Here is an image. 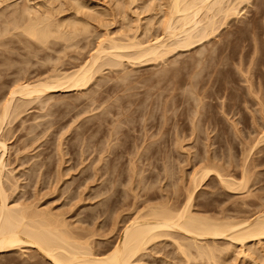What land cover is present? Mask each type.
I'll use <instances>...</instances> for the list:
<instances>
[{
	"label": "rangeland",
	"instance_id": "obj_1",
	"mask_svg": "<svg viewBox=\"0 0 264 264\" xmlns=\"http://www.w3.org/2000/svg\"><path fill=\"white\" fill-rule=\"evenodd\" d=\"M43 1L44 0H0V16L2 19H4V17L5 19L7 18V20L4 19L5 22H3L4 20L1 21L2 19L0 18V28L5 30L8 22L15 20V17L13 19L14 14L15 16L19 14L20 16L18 18H20L21 15L25 18L26 14L23 13L25 12L24 8H26L27 6H29L27 7L28 9L32 7L34 8L32 9L33 11L37 10L35 11L37 12L36 14H40V12L42 14L47 11L44 15H42L44 17L47 16V13H50L54 10L51 13L55 14L50 15H56L55 19L60 20L64 19L63 17L66 18L67 15V17H69V15L71 14H76L75 18H81V16L83 15V13L82 15H78V13L70 12V10L72 11L71 5L75 3L76 0H55L56 2L54 0ZM52 1L54 4H56L55 6ZM81 1L82 3L85 1L84 5L89 7L91 6V10L88 9L90 11H87L86 8V13L89 12L91 13V15L93 13V15H95L96 17L101 15L99 16V20L100 17L101 19L105 20L102 24L95 18L94 20H96L99 24H97L94 20L93 22L91 21L92 24L90 23V26L92 27L89 26V28L90 30L92 28L93 32L92 30H88L89 32H87L86 34H81L80 36H77L78 38L75 37L72 43L71 41L69 42V45L64 41L56 40L55 43L57 45L52 42V44L49 45L50 47H47L48 51H46L47 49H43L41 52H39L40 47L38 48L37 44L33 41L32 43H35L36 45H31L30 40L27 42L26 39H28V37L23 36L26 39L24 40V44L22 43V39H24L22 37L23 34L21 33L22 35L20 36V33H18L20 31L18 29H12V27L8 25L9 27L8 29L6 28V31H8L10 28V30H12L11 34L6 33L5 35V31L2 32L4 35L0 34V64H2L0 65V77H2L0 78V101L7 94L6 92H8L13 80L15 81L21 77L23 78L24 75V77L29 79L31 78L33 80L36 79L37 76L38 78L39 76L41 78L42 75V77H44L52 69H57L61 72L65 69V71L72 70L71 68H74L76 64H79L84 59L86 60V57L89 56V50H91L92 52L93 48L95 47L94 45L98 42V38L101 39L106 32L109 33V36L113 37L116 35L115 38L117 36L119 38L120 35L118 33L119 31L121 32L120 29L125 28V25L122 24H124L126 21V23L130 21L128 24L133 31H135L136 27L138 26L135 22L136 20H140V26L146 27V21L148 22L147 27H149L150 25H154L150 26V29L146 27L148 30L141 28L142 30L144 29L145 31H147L148 34L147 32H144V34L142 30H138L139 33L142 31L141 34H138L137 32V38L140 41H145V39L149 40V36H151L150 38L152 39L155 36H159L162 32V29H160L159 27L160 21H162L164 18L162 17L164 11H167V5H163L167 2L165 0H154L155 2L152 0L151 6L149 4V2H151L150 0H132L131 3H129L130 0ZM41 2L42 4H44L43 6L41 4H38ZM248 2L249 3H247V5H245V3L243 2L241 6L239 5L240 7L238 6L239 14L235 15L237 16V18L231 16L230 20L227 21L228 23H226L227 25H223L222 28L220 27L215 36L210 37L209 40L203 41V43L201 44L199 43L192 45V48H177L176 50L178 51L175 50V52H172L173 54L170 53V55H167L168 58H165L164 61L157 63H151L148 61V63L146 61L144 62V59H142V62L138 61V64L136 63V61H131L132 63L134 62L133 64H131L130 60L128 61L126 60L127 58H125V60L123 59L121 61V63L123 62L122 66H120L121 70L119 67L118 70L115 69V71L112 70L109 72L104 68V70L102 69L103 71L101 70L102 72H106L102 73L103 76H101V74L99 75V77H97L98 75L96 74V80L93 79L94 82L89 83V85H91L89 86V88H87L88 91L87 89H85V91L82 89L83 92L82 90L57 91L50 93V95L48 94L49 97L46 94L43 95V97L40 98V101H33V103L29 102L30 104L24 103L26 110L24 107L21 109H23L25 113L21 112V116H19V114L16 119L12 121L14 122L13 124L11 122V124L7 125L8 128L5 126L9 130V132L8 130H5L3 132L8 147L6 152L7 168H5V171H9L8 173L10 174L12 172V174L10 175L6 173V171L5 176L7 177V179L10 176L9 179H11V181L13 180L12 178H15L13 181L16 180V185L19 186L18 188H16L17 191L15 190L16 192H14V194L10 197V199L8 198V200L26 204H29L30 202V204H35L34 206H36L40 210L42 209L44 211L46 208L47 211H51L50 213H55L56 215L58 214V216L63 214L59 217L64 220L67 219L65 222H67L70 227H77L78 229L76 228V230H81V228H83V230L86 229L88 231H96L95 237L93 236L92 240H95L98 243L97 245L101 247L104 245L112 244L116 239L117 234L119 233V229L121 228L124 221H126L127 218H131L133 214H135V210L137 212L142 209V206H146V204L148 205L150 202V204H157V202H163L165 201V199H170L169 203L173 204L177 201H183L187 194V188H189V190L191 189L190 187L192 183V175L197 170H199V168H202L204 164L207 165L208 168L211 167L210 169L219 168L217 170H214H216L221 176L223 175L222 178L230 180L231 178H233L234 182L236 181V183H239V181L242 180V177H246L244 179L246 180V183L244 181L242 182L245 183V187L239 188L238 190H231L225 187L224 183H220L219 179L214 176L215 174L213 175L211 173L201 182L200 185L197 186L198 188L196 187L197 189L194 191L195 200L193 199V207L191 208L193 212L196 211V213H198V211H200L199 214L204 215L205 213V215L214 217H222L227 215L226 217L228 218L235 217L237 219L239 218L238 220H241L243 218L245 219L249 217V215L253 216L260 211H264V1L248 0ZM9 3L15 6L11 7ZM160 3L162 5H160ZM18 4L20 5L18 6ZM51 4L53 7H51ZM66 4L69 6H67ZM146 4L147 6L149 5V8L146 7ZM38 5H40V7ZM136 6H138L139 8H137ZM144 6L146 10L148 9L147 11L142 8ZM58 7H60L61 9ZM17 8H19L20 10H17ZM44 8L47 9L44 10ZM120 8L122 11L120 10ZM48 9L51 11H49ZM58 9L59 11L61 10V12H59ZM137 9H140L138 10L139 13L136 12ZM21 10L22 14L19 13ZM118 10H120L119 13L117 12ZM125 10L126 12H123ZM144 10L146 11V13H144ZM83 11H85V8L81 10V12ZM94 11H98L99 15ZM154 12L157 14L155 15ZM120 13L124 16H122V18H125L124 23L123 20H121L122 18H120ZM124 13L126 15H124ZM134 13L136 15H134ZM138 14L139 16L137 17ZM73 15H71L70 17H74ZM152 20L153 24H149V22L152 23ZM106 21H108L110 24L108 22L106 23ZM2 22L4 25L2 24ZM133 22L136 24H134ZM100 23L104 25L105 28L100 25ZM131 23H133V26H131ZM65 27L66 26H64V30L66 31V29L68 28ZM93 27H95L96 29ZM114 31L115 34L113 33ZM129 31L131 30L129 29ZM133 31H131L132 33H130L133 34ZM111 32L113 33L112 35H110ZM98 33L100 35H102L103 33L104 34L100 36ZM141 35H143V37ZM144 35L145 37H147L145 38ZM75 40H78V43L76 42L77 45L74 43ZM173 41L175 40L172 39V42ZM25 42L31 45L33 49L31 47L29 49V45L28 48H25V46H27ZM89 43L91 44V47ZM205 43L207 44L205 45ZM51 46L53 47L51 48ZM9 50L12 53H10ZM200 51H202L203 53ZM71 58L73 60H71ZM181 59L184 61H182ZM197 60L199 61L197 62ZM193 61L196 63H193ZM7 62L10 63V66L12 62L14 63H12L11 69H9ZM5 64L6 66H4ZM21 71H25V73L23 72V74ZM157 73L159 74L156 75ZM120 75H122L123 77H121ZM109 77H111L112 79H109ZM129 77L131 78V80ZM140 79L142 81H140ZM157 79L159 80V82H157ZM98 80L101 83H99ZM116 81H118V83ZM191 83L193 84L190 87ZM127 84L129 87L128 91L125 89L127 88ZM192 87L194 90L192 89ZM201 90L205 92L203 93ZM124 92L127 94H125ZM180 92H183L182 95ZM94 94L97 95L95 96ZM171 96L173 97L171 98ZM46 100L48 104L45 103ZM126 100L131 107L127 105ZM146 101L148 103H146ZM42 102L45 105H42ZM112 102H114L115 104H113ZM169 102H172L173 104H170ZM170 106H172V109H170ZM200 106L202 107L200 108ZM166 107H168L167 110ZM114 108H117V110ZM162 110L166 112H163ZM198 110H200V112ZM195 112H197V114ZM152 113H156L157 115H154ZM169 113H171V115ZM193 115L197 120L194 119ZM150 116H152V119ZM198 116L200 117L198 118ZM117 117L119 118V121ZM36 120L40 121L38 122ZM110 120L114 122L110 123ZM131 120H134V122H132ZM137 120H141L140 123L139 121L135 122ZM164 120L166 121L167 125ZM129 121H131L132 124L129 123ZM121 124L124 126L121 127ZM197 125L199 126L197 127ZM117 126L118 128H116ZM129 126L132 127L130 128ZM107 127L110 129H108ZM97 128L99 129L97 130ZM115 128L118 130L114 131ZM108 132L111 135H109ZM9 134L11 136H9ZM107 135L109 139L111 138L109 141L107 139ZM137 135H139V137ZM87 138H90L93 141H90V139L88 140ZM88 143L93 145L91 146ZM148 144L150 145V147ZM154 146H156V148H154ZM206 146L209 150H207ZM205 148L207 151L205 150ZM104 151L106 153H104ZM61 152H63V154ZM100 154L101 157L99 156ZM96 160H98V162L100 161L99 164ZM113 161L115 164L111 163ZM130 163H132V165ZM111 167L115 168L113 169ZM207 167L205 166V168ZM37 169H40L41 171H38ZM112 170L114 171L111 175ZM166 170L168 171V173L166 172ZM95 173H97V175ZM130 177L131 180L129 179ZM107 178L109 180H107ZM140 179L143 181H141ZM18 180L21 181V183ZM35 181H37V183ZM4 182L7 193L9 195V183L7 181ZM23 184L25 185L23 186ZM103 184L106 187H104ZM140 186H142V188L144 186L145 187L141 189ZM63 189L64 192H62ZM104 189L107 190V193ZM99 191L101 195L98 194ZM95 195L99 196L96 197ZM14 196L17 199H15ZM23 198L27 202L24 201ZM35 201L37 203H35ZM132 203H134L135 205ZM89 210L91 211L89 212ZM116 219L118 222L116 221ZM80 226L81 228H79ZM89 228L91 230H89ZM97 231L100 233L99 236H97ZM101 234L104 236H102ZM168 238L163 237L153 245H149L151 247H147V251L149 252L147 254L149 255H147V257L145 255L143 258L146 261L145 264H171V262L172 264H174L173 262L175 261V264H177L179 261L181 262V264L184 263V259L181 258L180 253L178 254V251L175 249L176 244H174L173 240H170V238ZM227 241V239L219 238L217 239V244H215L216 246L220 245L217 247L224 248V246H227ZM202 243H204V241ZM261 245L264 246V243H262ZM251 246L252 249L255 248L256 252L261 250L258 248V244H255L256 247L254 245ZM174 249L176 250V252L174 251ZM231 249L232 251L234 249L233 252L235 253H233V255L231 254ZM231 249L229 251L231 252L229 253V257L228 255L227 257L224 256L225 258L221 256L223 257L221 259H225V261L228 259L226 261L228 263L218 258V264H251L252 260L250 258L247 259V257H242V255H238L236 253L238 252L237 248L236 251L235 248ZM191 250L194 251L193 248ZM168 253L170 254L168 255ZM262 253H264V250L261 251V254L258 253L259 256L264 255ZM3 254H0L2 255L0 256V264H32V262L33 264H47V262L43 258L42 260L39 255L32 252V249L14 250L12 252ZM235 254L238 255L237 258H235ZM256 254L257 253L253 254V256ZM170 255H172L173 257ZM178 258L181 260H178ZM254 258H256V256H254ZM260 258H262V256ZM239 259H241V261ZM229 260H231V262ZM261 260L264 261V259ZM242 261L243 263H241ZM195 262L196 264H201L204 261ZM185 264L191 263L188 262ZM252 264L255 263L252 262Z\"/></svg>",
	"mask_w": 264,
	"mask_h": 264
},
{
	"label": "bare ground",
	"instance_id": "obj_2",
	"mask_svg": "<svg viewBox=\"0 0 264 264\" xmlns=\"http://www.w3.org/2000/svg\"><path fill=\"white\" fill-rule=\"evenodd\" d=\"M45 1V0H44ZM43 1V2H44ZM48 1V0H46ZM55 1V0H54ZM81 1V0H80ZM75 1V3H73L70 7L72 9V11L70 10V12H74V13H78L82 15L81 18L76 17V14H71L74 17H70L71 15H69V17L66 16L63 17L64 19H55L54 15H50V14H55V13H51L53 11H51L50 13H47L44 17L42 15H44L45 13L40 12V14H36L37 10L33 11L32 7H30L29 9L27 7L24 8L25 12L23 14H26V17H21L18 18L20 15L17 14V16H13V19L15 17V20L8 22V25L12 27V29H18L20 32V36L22 35V37H28V39L24 38L23 40V44H24V40L26 39L27 42L30 40L31 41V45L33 44H37V47L39 48V52H41L43 49H47L46 51H48L47 47H50L49 45L56 42V40H61L64 41L65 43H67L69 45V42L73 41V39L77 36H80L81 34H86L87 32L91 31L93 32V29L89 28L91 21L93 22V20L96 18V20H99V15L98 11L95 12L96 14H98L99 16L96 17L95 15H91V13H86L87 11H90L91 6H86L84 5V2L82 3V1ZM132 0H130L129 3H131ZM135 1V0H134ZM133 1V2H134ZM151 2H149L150 6L152 3V0H150ZM154 1V0H153ZM167 1L166 4L164 3L163 5H167L166 9L164 11V14L162 17L163 20L160 21V29H162L161 34L159 36H155L154 38H150L151 36H149V40L145 39V35H144V39L145 41H140L137 38V32L138 30H142L141 28H144L146 30L150 29V26H154V25H150L149 27H147V21L146 24L144 26H140L139 21L136 20L135 22L137 23V27L136 30L133 31L131 29V27L129 26V22L128 23H124V19L122 18V14L120 13V18H122L121 20H123L122 25H125V28L122 29H127V30H121V32L119 31V35L120 37L118 38V36L115 38V36H109L108 32H106L104 34V36L100 39L98 37L102 36H98V42L97 44H95L93 47V50L91 52V50H89L90 52H88V57H86V60H82V62H80L79 64H76L74 68H71L72 70H68V71H63L62 72L60 70L57 69H52L51 71L53 72H49L47 75H45L44 73V77L38 76L36 77V79H29L24 77L23 78H19L18 80H13L8 92H6L7 94L4 96V98L0 101L1 105H0V254L3 253H8V252H12L14 250H22V249H32V252L36 253L37 255H39L41 257V259L43 258L47 264H145L146 261L143 259L144 256L149 255L147 253H149L147 251V247L149 245H153L154 243L158 242L159 239H162L163 237H169L170 240L174 241V244H176L175 249L178 251V254L180 253L181 258L184 259V263H195V261L199 262V261H204L201 264L205 263V264H218L217 260L218 258H223L224 256L229 257V252L231 248H235V251L237 250L238 252H236L238 255H242V257H247L250 258L252 260V262H254L255 264H261L262 261L261 259H264V255H260L261 251L264 250V246H262L261 244L264 243V211H260L258 213H256L253 216L247 217V218H243L241 220H238L237 218H228L226 216H222V217H214V216H208V215H204L203 214H199L200 211H198V213H196V211H192V207H193V199H194V191L198 188L197 186L201 184V182L211 173L216 176L220 183H224L225 187H227L228 189L231 190H235V189H239L242 187H245V178L242 177V180L239 181V183L236 181L234 182L233 178L230 179H225L222 178V176L216 171L219 168H213L210 169L211 167H207V165L202 166V168H199V170H195L196 172L192 175V183H191V189L189 190V188H187V194L185 196V199L181 202H176V203H169V200L163 201V202H157V204H146V206H142L143 208L140 209L139 211L136 212L135 210V214H133V216L131 218H127L126 221H124V223L122 224L121 228L119 229V233L117 234L116 239L113 241L112 244L110 245H104L99 247L97 244V242L95 240H92L93 236L95 237V233L96 231H88V230H83V228H81V226L79 228H81V230H76V228H72L69 226V224L67 222H65L66 220L60 218L58 214L56 215L55 213H50L51 211H47L46 208L43 211L42 209H38L36 206H34L32 203L30 204H26V203H21V202H12L10 200H8V198L10 199V197L14 194V192H16V188H18L19 186L16 185V180L13 181L15 178H12L13 180L11 181V179H7V177L5 176V168L6 167V152H7V143H6V138L4 135V131L8 130L7 125L11 124V122L13 120L16 119V117L19 115L21 116V112L25 113L23 111V109L21 108H25L26 107L24 105V103H33V101H37V100H41L40 98L43 97V95H50V93L53 92H59V91H70V90H77V91H81L82 89L85 91V89L89 88V83H93V79L96 80V74L98 75L97 77H99V75H101L102 73H106V72H102L104 70V68L106 70H108L109 72L117 69L122 66L121 61L125 58H127L126 60H130V63L133 64L131 61H136V63L138 64L139 62H142V59H144V62H161L164 61L165 58H168L167 55H170V53L175 52V50L177 48H189V47H193L192 45L194 44H201L203 43V41H207L209 40L210 37L215 36L219 30V28L224 25H227L226 23H228L227 21L230 20V17L234 16L237 18V16L239 13V9L238 6L241 4H243V2L245 3V5H247V3L251 2L248 0H165ZM264 1V0H262ZM56 2V1H55ZM147 2V3H148ZM155 2V1H154ZM153 2V3H154ZM26 3V2H25ZM53 3V1H52ZM65 3V2H64ZM71 3V2H70ZM117 3V1H116ZM145 3V2H144ZM162 3V2H161ZM160 3V5H162ZM10 4V3H9ZM16 4V3H15ZM29 4V3H27ZM41 4L42 6L44 4ZM54 4V3H53ZM68 4V2H67ZM66 4V5H67ZM127 4V3H126ZM135 4V3H134ZM140 4V2H139ZM142 4V3H141ZM157 4V3H156ZM17 5V4H16ZM20 4H18L19 6ZM56 4H54L55 6ZM145 5V4H143ZM142 5V6H143ZM158 5V4H157ZM11 7L15 6L13 4H10ZM9 6V7H10ZM31 6V5H30ZM40 7V5H38ZM46 6V5H45ZM69 6V5H67ZM93 6V5H92ZM126 6V5H125ZM140 6V5H139ZM239 6V7H240ZM244 6V5H243ZM251 6V5H250ZM2 7V6H1ZM34 7V6H33ZM47 7V6H46ZM51 7L52 4H51ZM69 7V8H70ZM116 7V6H115ZM121 7V6H118ZM137 8H139L138 6H136ZM146 7L149 8V5ZM153 7V6H152ZM156 7V6H155ZM255 7V6H254ZM20 8V7H19ZM17 8V10L19 9ZM36 8V7H35ZM38 8V7H37ZM50 8V7H49ZM60 8V7H58ZM85 8V11L81 12L82 9ZM87 8V11H86ZM95 8V7H94ZM146 10L145 6L142 7ZM165 8V6H164ZM47 8H44V10ZM61 9V8H60ZM90 9V10H88ZM141 9V8H140ZM137 9V13L138 10ZM152 9V8H151ZM162 9V7H161ZM241 9V8H240ZM14 10V8H13ZM15 10V11H17ZM20 10V9H19ZM43 10V9H41ZM56 10V9H55ZM97 10V9H96ZM112 10V9H111ZM117 10V9H116ZM121 10V8H120ZM118 10L117 12L119 13ZM144 10V11H145ZM148 10V9H147ZM146 10V11H147ZM254 10V9H253ZM59 11V9H58ZM69 11V9H68ZM107 11V10H106ZM105 11V12H106ZM122 11V10H121ZM135 11V10H134ZM146 11L144 13H146ZM150 11V10H149ZM162 11V10H160ZM61 12V10L59 11ZM81 12V13H79ZM100 12V11H99ZM102 12V11H101ZM103 12V13H105ZM123 12H126L123 11ZM13 13V12H12ZM18 13V12H17ZM20 14H22V10L19 12ZM85 13V14H84ZM102 13V14H103ZM107 13V12H106ZM113 13V12H112ZM116 13V11H115ZM155 13V12H154ZM154 13H153V17H154ZM160 13V12H159ZM162 13V12H161ZM1 14V13H0ZM49 14V16H48ZM58 14V13H57ZM101 14V13H100ZM141 14V13H140ZM157 13H155L156 15ZM60 15V13H59ZM109 15V14H108ZM124 15H126L124 13ZM134 15H136L134 13ZM94 16V17H92ZM113 16V15H112ZM139 16V14L137 15V17ZM59 17V16H58ZM119 17V15H118ZM124 17V16H123ZM146 17V16H145ZM151 17V16H150ZM1 18V16H0ZM54 18V19H53ZM98 18V19H97ZM117 18V17H116ZM115 18V19H116ZM157 18V17H156ZM2 19V18H1ZM5 19V17H4ZM4 19H2L1 21H3ZM137 19V18H136ZM140 19V18H138ZM149 19V18H148ZM7 20V18L5 19ZM5 20L3 22H5ZM94 20L96 23L97 21ZM105 20V19H104ZM103 19H101L99 22H101L103 24ZM114 20V19H113ZM112 20V22H113ZM118 20V19H117ZM129 20V19H128ZM155 20V19H154ZM138 21V22H137ZM149 21V20H148ZM2 22V24H3ZM108 21H106L107 23ZM119 22V21H118ZM145 22V21H144ZM100 23V25H102ZM109 23V22H108ZM122 23V22H121ZM134 23V22H133ZM131 23V26H133ZM134 23V24H136ZM1 24V25H2ZM6 24V23H5ZM92 24V23H91ZM99 24V23H97ZM105 24V23H104ZM110 24V23H109ZM116 24V23H115ZM142 24V23H141ZM149 24H153V20L152 23L149 22ZM155 24V23H154ZM158 24V23H157ZM253 24V23H252ZM4 25V24H3ZM7 25V24H6ZM5 25V27H6ZM7 25V29L8 26ZM66 26L68 29H66V31L64 30V26ZM94 25V24H93ZM99 25V26H100ZM106 25V24H105ZM112 25V23H111ZM104 27V25H102ZM159 26V25H158ZM157 26V27H158ZM250 26V25H249ZM4 27V26H3ZM2 27V28H3ZM4 27V28H5ZM65 27V28H66ZM92 27V26H90ZM96 27V25H95ZM93 27V28H95ZM124 27V26H122ZM133 27V28H135ZM156 27V28H157ZM1 29L0 34L2 35L3 31H5V35L6 33H10L11 31L10 28L8 31H6L7 29ZM89 28V29H88ZM105 28V27H104ZM117 28V27H116ZM96 29V28H95ZM102 29V28H101ZM107 29V28H106ZM129 29L131 31H133V34H131L132 32L129 31ZM142 30L143 33L147 32L145 30ZM153 29V28H152ZM89 30V31H88ZM103 31V30H102ZM109 31V30H108ZM141 31V32H142ZM156 31V30H155ZM252 31V30H251ZM131 32V33H130ZM141 32L138 34H141ZM150 32V31H149ZM160 32V31H159ZM17 33V34H18ZM22 33V34H21ZM115 34V31L113 32ZM112 32L110 33V35L113 34ZM130 33V35H129ZM3 34V35H4ZM96 34V33H95ZM145 34V33H144ZM148 34V32H147ZM225 34V33H224ZM88 35V34H87ZM156 35V33H155ZM83 36V35H82ZM86 36V35H85ZM97 36V35H96ZM140 36V35H139ZM143 37V35H141ZM154 36V35H153ZM1 37V36H0ZM3 38V37H2ZM78 38V37H77ZM76 38V39H77ZM80 38V37H79ZM216 38V37H215ZM72 39V40H71ZM143 39V40H144ZM172 39L175 40L172 42ZM79 40V39H78ZM77 40V41H78ZM170 40V41H169ZM35 42V43H32ZM75 40V44L77 42ZM95 41V40H94ZM93 41V42H94ZM27 42H25V44H27ZM226 42V41H225ZM228 42V41H227ZM15 43V41H14ZM70 43V44H71ZM73 43V44H74ZM78 43V42H77ZM209 43V42H208ZM223 43V42H222ZM221 43V44H222ZM10 44V43H9ZM35 44V45H36ZM56 44V43H55ZM64 44V43H62ZM207 43H205L206 45ZM28 45L25 46V48H28ZM29 45V49L30 47L32 48V46ZM54 45V44H53ZM57 45V44H56ZM72 45V44H71ZM77 45V44H76ZM90 47L91 44L89 43ZM88 45V46H89ZM1 46V45H0ZM4 46V45H3ZM7 46V45H6ZM16 46V45H15ZM55 46V45H54ZM64 46V45H63ZM87 46V47H88ZM212 46V45H211ZM35 47V46H34ZM53 46H51L52 48ZM69 47V46H68ZM67 47V48H68ZM89 47V48H90ZM214 47V46H213ZM224 47V46H223ZM9 48V47H8ZM11 48V47H10ZM13 48V46H12ZM204 48V47H202ZM27 49V50H29ZM33 49V48H32ZM31 49V50H32ZM37 49V48H35ZM55 49V48H54ZM53 49V50H54ZM57 49V48H56ZM92 49V48H91ZM50 50V49H49ZM202 50V49H201ZM205 50V49H204ZM215 50V49H214ZM66 51V48H65ZM86 51V50H85ZM128 51V52H127ZM178 51V50H176ZM10 52V50H9ZM24 52V51H23ZM31 52V51H30ZM57 52V51H56ZM198 52V51H196ZM202 52V51H200ZM211 52V50H210ZM214 52V51H213ZM212 52V53H213ZM2 53V52H1ZM12 53V52H10ZM25 53V52H24ZM45 53V52H44ZM79 53V52H78ZM203 53V52H202ZM7 54V53H6ZM33 54V53H32ZM38 54V53H37ZM173 54V53H172ZM178 54V53H177ZM209 54V53H208ZM2 55V54H1ZM24 55V54H22ZM31 55V54H30ZM65 55V53H64ZM201 55V54H200ZM205 55V53H204ZM203 55V56H204ZM215 55V54H214ZM17 56V55H16ZM34 56V55H33ZM73 56V55H72ZM172 56V55H171ZM177 56V55H176ZM179 56V55H178ZM181 56V55H180ZM202 56V57H203ZM3 57V56H2ZM21 57V55H20ZM37 57V55H36ZM35 57V58H36ZM74 57V56H73ZM188 57V56H187ZM29 58V56H28ZM27 58V59H28ZM41 58V57H40ZM68 58V57H67ZM78 58V57H77ZM76 58V59H77ZM172 58V57H171ZM210 58V56H209ZM47 59V58H46ZM69 59V58H68ZM174 59V58H173ZM185 59V58H183ZM3 60V59H1ZM48 60V59H47ZM71 60H73L71 58ZM141 60V61H140ZM182 60V59H181ZM23 61V60H22ZM49 61V60H48ZM70 61V60H69ZM139 61V62H138ZM168 61V60H166ZM177 61V60H176ZM184 61V60H182ZM195 61V60H194ZM193 63H196L194 62ZM199 60H197L198 62ZM201 61V59H200ZM204 61V60H203ZM210 61V60H209ZM6 62V61H5ZM4 62V63H5ZM58 62V61H57ZM77 62V61H76ZM148 62V63H149ZM173 62V61H172ZM191 62V61H190ZM1 63V62H0ZM3 63V64H4ZM8 63V62H7ZM13 63V62H12ZM11 63V66H12ZM28 63V62H27ZM31 63V62H30ZM56 63V62H55ZM54 63V64H55ZM174 63V62H173ZM179 63V62H178ZM192 63V64H193ZM200 63V62H199ZM205 63V62H203ZM209 63V62H208ZM14 64V63H13ZM53 64V65H54ZM61 64V63H60ZM130 64V66H131ZM159 64V63H158ZM171 64V63H170ZM169 64V65H170ZM185 64V63H184ZM2 65V64H0ZM20 65V64H19ZM33 65V64H32ZM41 65V64H40ZM175 65V64H174ZM177 65V64H176ZM6 66V64L4 65ZM9 69H11L10 63H8ZM24 66V65H22ZM38 66V65H37ZM72 66V65H70ZM124 66V65H123ZM135 66V64H134ZM133 66V67H134ZM156 66V65H155ZM182 66V65H181ZM190 66V65H189ZM18 67V66H17ZM21 67V66H20ZM59 67V66H58ZM61 67V66H60ZM66 67V66H65ZM137 67V66H136ZM163 67V66H162ZM174 67V66H173ZM3 68V66H2ZM5 68V67H4ZM26 68V67H25ZM24 68V69H25ZM41 68V67H40ZM56 68V67H55ZM125 68V67H124ZM176 68V66H175ZM191 68V67H190ZM7 69V67H6ZM19 69V68H18ZM23 69V70H24ZM61 69V68H60ZM103 69V70H102ZM123 69V68H122ZM163 69V68H162ZM170 69V68H169ZM173 69V68H172ZM20 70V69H19ZM27 70V68H26ZM31 70V69H30ZM57 70V71H56ZM102 70V71H101ZM121 70V67H120ZM124 70V69H123ZM174 70V69H173ZM184 70V68H183ZM187 70V69H186ZM6 71V70H5ZM28 71V70H27ZM26 71V72H27ZM159 71V70H157ZM182 71V70H181ZM220 71V70H219ZM7 72V71H6ZM22 72V71H21ZM25 73V71H23ZM22 72V73H23ZM123 72V71H122ZM155 72V71H154ZM165 72V71H162ZM161 72V74H162ZM172 72V71H171ZM13 73V71H12ZM23 73V74H24ZM47 73V72H46ZM130 73V72H128ZM219 73V72H218ZM119 74V73H118ZM117 74V75H118ZM159 73H157L156 75H158ZM168 74V73H167ZM177 74V73H176ZM196 74V73H195ZM3 75V74H2ZM20 75V74H19ZM18 75V76H19ZM115 75V74H114ZM123 75V73H122ZM122 75H120L121 77H123ZM153 75V74H152ZM165 75V73H164ZM173 75V74H172ZM17 76V74H16ZM30 76V75H29ZM103 76V74L101 75ZM105 76V75H104ZM148 76V75H147ZM188 76V75H187ZM108 77V76H106ZM112 77V76H111ZM111 77H109V79H112ZM156 77V76H155ZM165 77V76H164ZM168 77V75H167ZM166 77V78H167ZM173 77V76H171ZM177 77V75H176ZM192 77V76H191ZM194 77V76H193ZM2 78V77H0ZM118 78V77H116ZM130 78V77H129ZM161 78V77H160ZM188 78V77H186ZM100 79V78H98ZM122 79V78H121ZM134 79V77H133ZM152 79V77H151ZM162 79V78H161ZM116 80V79H115ZM118 80V79H117ZM120 80V79H119ZM128 80V79H127ZM131 80V78H130ZM158 80V79H157ZM188 80V79H187ZM12 81V80H11ZM102 81V80H101ZM104 81V80H103ZM125 81V80H122ZM140 81H142L140 79ZM170 81V80H169ZM96 82V81H95ZM99 82V80H98ZM118 83V81H116ZM121 82V81H120ZM132 82V81H131ZM156 82V81H155ZM159 82V80L157 81ZM165 82V80H164ZM172 82V81H171ZM192 82V81H191ZM200 82V81H199ZM6 83V82H5ZM101 83V82H99ZM98 83V84H99ZM105 83V82H104ZM116 83V85H117ZM124 83V82H123ZM148 83V82H147ZM167 83V82H166ZM122 84V83H119ZM125 84V83H124ZM143 84V83H142ZM193 83H191L190 87L192 86ZM106 85V84H105ZM135 85V84H134ZM93 86V85H92ZM148 86V85H147ZM197 86V83H196ZM204 86V85H203ZM108 87V86H107ZM123 87V86H122ZM136 87V86H135ZM151 87V86H150ZM94 88V87H93ZM116 88V87H115ZM114 88V89H115ZM125 88V87H124ZM128 84H127V88H125L128 91ZM152 88V87H151ZM149 88V89H151ZM166 88V87H165ZM181 88V87H180ZM98 89V88H97ZM112 89V88H111ZM172 89V88H171ZM193 89V87H192ZM82 90V92H83ZM158 90V89H157ZM194 90V89H193ZM191 90V91H193ZM198 90V89H197ZM88 91V89H87ZM185 91V90H184ZM202 91V90H201ZM81 92V93H82ZM109 92V91H108ZM118 92V91H117ZM116 92V93H117ZM126 92V91H125ZM124 92V93H125ZM149 92V91H148ZM163 92V91H162ZM203 92V91H202ZM205 92V91H204ZM203 92V93H204ZM86 93V92H85ZM92 93V92H91ZM95 93V92H93ZM131 93V92H130ZM160 93V92H159ZM181 93V92H180ZM183 93V92H182ZM181 93V95H182ZM215 93V92H214ZM217 93V92H216ZM102 94V93H101ZM127 94V93H125ZM175 94V93H174ZM88 95V94H87ZM95 95V94H94ZM97 95V94H96ZM95 95V96H96ZM134 95V93H133ZM136 95V94H135ZM173 95V94H172ZM180 95V94H179ZM180 95V96H181ZM46 96V97H47ZM78 96V95H77ZM80 96V95H79ZM101 96V95H100ZM129 96V95H128ZM147 96V95H146ZM214 96V95H213ZM49 97V96H48ZM87 97V96H86ZM89 97V96H88ZM127 97V96H125ZM134 97V96H133ZM145 97V96H144ZM148 97V96H147ZM173 96H171L172 98ZM45 98V96H44ZM91 98V97H90ZM98 98V97H97ZM119 98V97H118ZM117 98V99H118ZM121 98V97H120ZM142 98V97H141ZM187 98V97H186ZM28 99H32V100H28ZM88 99V98H87ZM93 99V98H92ZM91 99V100H92ZM115 99V98H114ZM129 99V97H128ZM137 99V98H136ZM170 99V98H169ZM174 99V98H173ZM172 99V100H173ZM176 99V98H175ZM28 100V101H27ZM45 100V99H43ZM89 100V99H88ZM101 100V99H100ZM142 100V99H141ZM147 100V99H145ZM152 100V99H151ZM157 100V99H156ZM118 101V100H117ZM127 101V100H126ZM130 101V100H129ZM150 101V100H149ZM158 101V100H157ZM168 101V100H166ZM30 102V103H29ZM100 102V101H99ZM136 102V101H135ZM143 102V101H142ZM151 102V101H150ZM159 102V101H158ZM178 102V101H177ZM41 103V102H40ZM43 103V102H42ZM47 103V100L46 102ZM73 103V102H72ZM113 104H115L114 102H112ZM146 103H148L146 101ZM155 103V102H153ZM164 103V102H163ZM162 103V104H163ZM170 103V102H169ZM172 103V102H171ZM170 103V104H171ZM260 103V102H259ZM48 104V103H47ZM71 104V103H70ZM135 104V103H134ZM140 104V103H139ZM142 104V103H141ZM144 104V103H143ZM152 104V103H151ZM173 104V103H172ZM261 104V103H260ZM24 105V106H23ZM42 105H45L44 103ZM55 105V104H54ZM127 105L130 106V104H128L127 101ZM202 105V104H201ZM53 106V103H52ZM148 106V104H147ZM155 106V105H154ZM153 106V107H154ZM158 106V105H157ZM223 106V105H222ZM110 107V105H109ZM125 107V105H124ZM144 107V106H143ZM152 107V108H153ZM159 107V106H158ZM165 107V106H164ZM163 107V108H164ZM172 106H170V109ZM197 107V106H196ZM202 106H200L201 108ZM228 107V106H227ZM105 108V106H104ZM112 108V107H111ZM147 108V107H146ZM168 107H166L167 110ZM204 108V107H203ZM117 110V108H114ZM120 109V107H119ZM124 109V108H123ZM138 109V108H137ZM162 109V107H161ZM209 109V108H208ZM103 110V109H102ZM106 110V109H104ZM127 110V108H126ZM151 110V109H150ZM160 110V109H159ZM157 110V111H159ZM169 110V109H168ZM197 110V108H196ZM112 111V110H111ZM120 111V110H119ZM149 111V110H148ZM152 111V110H151ZM150 111V112H151ZM163 111V110H162ZM174 111V110H173ZM172 111V112H173ZM200 112V110H198ZM102 112V111H101ZM115 112V111H114ZM154 112V111H153ZM166 112V111H163ZM162 112V113H163ZM169 112V111H168ZM171 112V113H172ZM109 113V112H107ZM128 113V112H127ZM143 113V112H142ZM148 113V112H147ZM161 113V112H159ZM171 113H169L171 115ZM175 113V112H174ZM197 114V112H195ZM122 114V113H121ZM151 114V113H149ZM154 114V113H152ZM156 114V113H155ZM154 114V115H155ZM195 114V116H196ZM206 114V113H205ZM112 115V114H111ZM117 115V113H116ZM120 115V114H119ZM118 115V116H119ZM128 115V114H127ZM131 115V114H130ZM139 115V114H138ZM143 115V114H142ZM146 115V114H145ZM157 115V114H156ZM160 115V114H159ZM173 115V114H172ZM202 115V114H200ZM106 116V115H105ZM104 116V118H105ZM108 116V115H107ZM132 116V115H131ZM147 116V115H146ZM153 116V115H152ZM152 116L151 119H152ZM169 116V115H168ZM174 116V115H173ZM100 117V115H99ZM123 117V116H122ZM126 117V116H125ZM124 117V118H125ZM130 117V116H129ZM194 117V115H193ZM200 116H198L199 118ZM118 118V117H117ZM127 118V117H126ZM139 118V117H138ZM204 118V117H203ZM35 119V118H34ZM37 119V118H36ZM110 119V118H109ZM130 119V118H128ZM141 119V118H140ZM145 119V117H144ZM194 119H196L194 117ZM107 120V119H106ZM117 120V119H116ZM167 120V119H166ZM197 120V119H196ZM35 121V120H34ZM38 121V120H36ZM40 121V120H39ZM38 121V122H39ZM119 121V118H118ZM127 121V120H126ZM132 122H134V120H131ZM131 121H129V123H131ZM140 123L141 120H137L135 122ZM148 121V120H147ZM146 121V122H147ZM160 121V120H159ZM165 121V120H164ZM17 122V121H16ZM89 122V121H88ZM99 122V121H98ZM114 122V121H113ZM110 120V123H113ZM195 122V121H194ZM14 122H12L13 124ZM97 123V122H96ZM101 123V120H100ZM122 123V122H121ZM127 123V122H126ZM145 123V122H144ZM154 123V122H153ZM163 123V121H162ZM166 123V121H165ZM203 123V122H202ZM85 124V123H84ZM88 124V123H87ZM115 124V123H114ZM124 124V123H123ZM132 124V123H131ZM151 124V123H150ZM149 124V125H150ZM200 124V123H199ZM36 125V123H35ZM81 125V124H80ZM86 125V124H85ZM96 125V124H95ZM103 125V124H102ZM112 125V124H110ZM117 125V124H116ZM134 125V124H133ZM141 125V124H140ZM160 125V123H159ZM162 125V124H161ZM167 125V123H166ZM191 125V123H190ZM196 125V124H195ZM7 128H6V127ZM84 126V125H82ZM98 126V125H97ZM101 126V125H100ZM114 126V125H113ZM112 126V127H113ZM120 126V125H119ZM124 125L121 124V127H123ZM128 126V125H127ZM139 126V125H138ZM199 125H197L198 127ZM202 126V125H201ZM92 127V126H91ZM106 127V126H105ZM120 127V128H121ZM130 127V126H129ZM132 127V126H131ZM130 127V128H131ZM150 127V126H149ZM6 128V129H5ZM108 128V127H107ZM106 128V129H107ZM118 128V126L116 127ZM118 130V129H116ZM119 128V129H120ZM128 128V127H127ZM139 128V127H138ZM146 128V127H145ZM152 128V126H151ZM163 128V127H162ZM172 128V126H171ZM99 128H97L98 130ZM103 129V128H101ZM110 129V128H108ZM195 129V128H192ZM45 130V129H44ZM89 130V129H87ZM121 130V129H120ZM161 130V129H160ZM200 130V129H199ZM100 131V130H99ZM109 131V130H108ZM112 131V128H111ZM113 131V132H114ZM138 131V130H137ZM140 131V130H139ZM142 131V130H141ZM149 131V130H148ZM151 131V130H150ZM156 131V130H155ZM174 131V130H173ZM9 132V130H8ZM78 132V131H77ZM95 132V130H94ZM93 132V133H94ZM105 132V131H104ZM110 132V131H109ZM108 132V133H109ZM111 132V133H113ZM145 132V131H144ZM147 132V131H146ZM159 132V131H158ZM166 132V131H164ZM79 133V132H78ZM127 133V132H126ZM163 133V132H161ZM193 133V132H192ZM195 133V132H194ZM7 134V131H6ZM77 134V133H76ZM90 134V133H89ZM88 134V135H89ZM105 134V133H104ZM120 134V133H119ZM159 134V133H156ZM168 134V133H167ZM95 135V134H93ZM109 135H111L109 133ZM7 136V135H6ZM9 136H11L9 134ZM86 136V134H85ZM114 136V135H113ZM117 136V135H116ZM139 137V135H137ZM79 137V136H78ZM92 137V136H91ZM90 137V138H91ZM108 137V135H107ZM137 137V139H138ZM143 137V136H142ZM152 137V136H151ZM262 137V136H261ZM82 138V137H81ZM80 138V139H81ZM89 138V139H90ZM94 138V137H93ZM113 138V137H112ZM121 138V137H120ZM131 138V137H130ZM144 138V137H143ZM163 138V137H162ZM165 138V137H164ZM85 139V137H84ZM88 139V138H87ZM88 139V140H89ZM108 141L111 139H109V137L107 138ZM106 139V140H107ZM115 139V138H114ZM119 139V138H118ZM261 139V138H260ZM92 139H90L91 141ZM159 140V139H158ZM8 141V139H7ZM61 141V140H60ZM93 141V140H92ZM119 141V140H117ZM124 141V140H123ZM132 141V140H131ZM135 141V140H134ZM138 141V140H137ZM142 141V140H141ZM261 141V140H260ZM89 142V141H88ZM152 142V141H151ZM259 142V141H258ZM119 143V142H118ZM117 143V145H118ZM125 143V142H124ZM134 143V142H133ZM150 143V142H149ZM59 144V143H58ZM89 145H93L88 143ZM97 144V143H96ZM107 144V141H106ZM109 144V143H108ZM115 144V143H114ZM135 144V143H134ZM143 144V143H142ZM153 144V143H152ZM131 145V144H130ZM140 145V144H139ZM149 145V144H148ZM98 146V145H97ZM112 146V144H111ZM133 146V145H132ZM142 146V145H141ZM157 146V145H156ZM156 146H154V148H156ZM99 147V146H98ZM114 147V146H113ZM122 147V146H121ZM135 147V146H134ZM137 147V146H136ZM139 147V146H138ZM143 147V146H142ZM150 147V145H149ZM148 147V148H149ZM92 148V147H91ZM100 148V147H99ZM124 148V147H123ZM153 148V147H152ZM169 148V147H168ZM207 148V146H206ZM205 148V150H206ZM94 149V148H93ZM106 149V148H105ZM121 149V148H120ZM140 149V148H138ZM150 149V148H149ZM162 149V148H161ZM164 149V148H163ZM182 149V148H181ZM60 150V149H58ZM137 150V149H136ZM145 150V149H144ZM147 150V149H146ZM167 150V149H166ZM207 150H209L207 148ZM206 150V151H207ZM97 151V149H96ZM131 151V150H130ZM134 151V150H133ZM111 152V151H110ZM148 152V151H147ZM156 152V151H155ZM169 152V151H168ZM60 153V152H59ZM63 154V152H61ZM104 153H106L104 151ZM141 153V152H140ZM61 154V155H62ZM115 154V153H114ZM120 154V153H119ZM118 154V157H119ZM136 154V153H134ZM154 154V153H153ZM166 154V153H165ZM60 155V156H61ZM116 155V154H115ZM140 155V154H139ZM147 155V153H146ZM101 157V154L99 155ZM103 156V155H102ZM132 156V155H131ZM134 156V155H133ZM136 156V155H135ZM145 156V155H144ZM166 156V155H165ZM99 157V158H100ZM109 157V156H108ZM115 157V156H114ZM141 157V156H140ZM23 158V157H22ZM21 158V159H22ZM105 158V157H104ZM107 158V157H106ZM132 158V157H131ZM150 158V157H149ZM168 158V157H167ZM130 159V158H129ZM155 159V158H154ZM101 160V159H99ZM104 160V159H103ZM113 160V159H112ZM138 160V159H137ZM18 161V160H17ZM21 161V160H20ZM98 162V160H96ZM105 161V160H104ZM102 161V162H104ZM108 161V160H107ZM115 161V159H114ZM111 162V163H114ZM139 161V160H138ZM137 161V162H138ZM169 161V160H168ZM100 162V161H99ZM98 162V164H99ZM145 162V161H144ZM133 163V162H132ZM132 163H130L132 165ZM211 163V162H210ZM10 164V163H9ZM35 164V163H34ZM96 164V163H95ZM94 164V165H95ZM115 164V163H114ZM36 165V164H35ZM105 165V164H104ZM111 165V164H110ZM139 165V163H138ZM143 165V164H142ZM32 166V165H31ZM37 166V165H36ZM98 166V165H97ZM96 166V167H97ZM112 166V165H111ZM115 166V165H114ZM200 166V167H201ZM205 166L207 168H205ZM213 166V165H211ZM30 167V166H29ZM43 167V166H42ZM104 167V166H103ZM133 167V166H132ZM131 167V169H132ZM204 167V168H203ZM31 168V167H30ZM38 168V167H36ZM94 168V167H93ZM110 168V167H109ZM113 168V167H111ZM115 168V167H114ZM113 168V169H114ZM23 169V168H22ZM26 169V168H25ZM130 169V170H131ZM216 169V170H214ZM245 169V168H243ZM242 169V170H243ZM9 170V169H8ZM38 170V169H37ZM40 170V169H39ZM38 170V171H39ZM94 170V169H92ZM11 171V170H10ZM13 171V170H12ZM35 171V170H34ZM41 171V170H40ZM97 171V170H96ZM114 170H112L111 175L113 173ZM9 171H7L6 173H8ZM33 172V171H32ZM130 172V171H129ZM132 172V171H131ZM166 172L168 173V171L166 170ZM220 172V171H219ZM94 173V172H93ZM109 173V172H108ZM244 173V172H243ZM10 174V173H8ZM12 174V172H11ZM10 174V175H11ZM30 174V172H29ZM34 174V173H33ZM97 175V173H95ZM93 175V174H92ZM95 175V178H96ZM108 175V174H107ZM170 175V174H169ZM24 176V175H23ZM36 176V175H35ZM110 176V175H109ZM142 176V175H141ZM153 176V175H152ZM13 177V176H12ZM17 177V176H16ZM29 177V176H28ZM31 177V176H30ZM24 178V177H23ZM35 178V177H34ZM37 178V177H36ZM109 178V177H108ZM107 178V180H109ZM141 178V177H140ZM154 178V177H153ZM131 180V177L129 178ZM143 179V178H142ZM36 180V179H35ZM80 180V179H79ZM103 180V179H102ZM139 180V179H138ZM141 180V179H140ZM147 180V179H146ZM151 180V179H150ZM4 181H7L9 183V195L7 193V189L4 185ZM11 181V182H10ZM19 181V180H18ZM17 181V182H18ZM143 181V180H141ZM191 181V180H190ZM245 183H242V182ZM13 182V183H12ZM21 183V181H19ZM37 183V181H35ZM34 182V183H35ZM41 182V181H40ZM79 182V181H78ZM103 182V181H102ZM147 182V181H146ZM27 183V182H26ZM30 183V182H29ZM111 183V182H110ZM141 183V182H140ZM28 184V183H27ZM143 184V183H142ZM19 185V184H18ZM25 184H23L24 186ZM77 186V185H76ZM104 186V184H103ZM138 186V185H137ZM146 186V185H145ZM144 186V187H145ZM189 186V185H188ZM106 187V186H104ZM141 189L142 186H140ZM197 187V188H196ZM21 188V187H20ZM23 188V187H22ZM65 188V187H64ZM108 188V187H107ZM53 189V188H52ZM56 189V188H55ZM69 189V188H68ZM101 189V188H100ZM16 190V191H15ZM106 190V189H104ZM130 190V189H129ZM132 190V188H131ZM146 190V189H145ZM243 190V189H242ZM101 191V190H100ZM100 191L98 192V194H100ZM185 191V190H184ZM19 192V191H18ZM64 192V189L63 191ZM110 192V191H109ZM143 192V191H142ZM107 193V190H106ZM68 194V192H67ZM96 194V193H95ZM144 194V193H143ZM168 194V193H167ZM101 195V194H100ZM105 195V194H103ZM96 196V195H95ZM99 195H97L96 197H98ZM134 196V194H133ZM166 196V195H165ZM173 196V195H172ZM15 197V196H14ZM71 197V196H70ZM108 197V196H107ZM111 197V196H109ZM163 197V196H162ZM176 197V196H174ZM15 199H17L15 197ZM24 199V198H23ZM108 199V198H106ZM136 199V198H135ZM152 199V198H151ZM161 199V198H159ZM168 199V198H167ZM21 200V199H19ZM195 200V199H194ZM17 201V200H16ZM24 201H26L24 199ZM31 201V200H30ZM153 201V200H151ZM27 202V201H26ZM101 202V201H100ZM103 202V201H102ZM148 202V201H147ZM155 202V201H154ZM35 203H37L35 201ZM101 204V203H100ZM113 204V203H112ZM134 204V203H132ZM104 205V204H103ZM135 205V204H134ZM195 205V204H194ZM100 206V205H99ZM105 206V205H104ZM132 206V205H131ZM95 207V206H94ZM133 207V206H132ZM40 208V206H39ZM48 208V207H47ZM101 208V207H100ZM140 208V207H138ZM93 209V208H92ZM54 210V208H53ZM100 210V209H99ZM102 210V209H101ZM109 210V209H108ZM47 211V212H45ZM57 211V210H56ZM91 210H89L90 212ZM53 212V211H52ZM133 212V211H132ZM59 213V212H58ZM202 213V212H201ZM94 214V213H93ZM96 214V213H95ZM224 214V213H223ZM90 215V214H89ZM97 215V214H96ZM221 215V214H219ZM217 215V216H219ZM58 216V217H57ZM64 217V216H63ZM84 218V217H83ZM88 218V217H87ZM96 218V217H95ZM98 219V218H97ZM114 219V218H113ZM237 219V220H236ZM78 220V219H77ZM80 220V219H79ZM92 220V219H91ZM106 220V219H105ZM84 221V220H83ZM82 221V222H83ZM117 221V219H116ZM69 222V221H68ZM118 222V221H117ZM70 223V222H69ZM100 223V222H99ZM102 223V222H101ZM94 224V223H93ZM113 224V223H112ZM102 225V224H101ZM99 225V226H101ZM115 225V224H114ZM112 226V225H111ZM120 226V225H119ZM84 227V226H83ZM87 228V227H86ZM78 229V228H77ZM116 229V228H115ZM114 229V230H115ZM89 230H91L89 228ZM103 231V230H102ZM118 231V230H117ZM116 231V232H117ZM112 232V231H111ZM107 233V232H106ZM97 236H99V232L97 231ZM102 235V234H101ZM100 235V236H101ZM104 236V235H102ZM108 236V235H107ZM110 236V235H109ZM106 237V234H105ZM104 237V238H105ZM168 238V239H169ZM219 238H223V239H227V246L224 248H220L216 246V242L217 239ZM112 239V238H111ZM97 240V239H96ZM110 240V239H108ZM209 240V241H208ZM212 240V241H211ZM221 240V239H220ZM204 241V243H202ZM104 242V241H103ZM101 243V242H100ZM216 243V244H215ZM219 244V243H218ZM257 245L258 244V248L261 249L260 251L256 252L255 248L252 249L251 245ZM156 245V244H155ZM175 246V245H174ZM223 246V245H221ZM253 246V247H254ZM151 247V246H149ZM231 247V248H230ZM256 247V246H255ZM193 248L194 251H192L191 249ZM230 248V249H229ZM237 248V249H236ZM257 248V249H258ZM155 249V248H154ZM159 249V248H157ZM174 249V251L176 252V250ZM149 250V249H148ZM156 250V249H155ZM164 250V249H163ZM162 250V251H163ZM191 250V251H190ZM147 251V252H146ZM232 251V249H231ZM234 251V249H233ZM232 251V255L233 252ZM155 252V251H152ZM218 254L216 255L215 254ZM218 252V253H217ZM163 253V252H162ZM257 253L256 258H254L253 254ZM259 253V254H258ZM23 254V253H22ZM33 254V253H32ZM170 253H168L169 255ZM177 254V253H176ZM264 254V253H262ZM4 255V254H3ZM167 255V254H164ZM174 255V254H172ZM170 255V256H172ZM231 255V256H232ZM236 255V254H235ZM235 258H237V256ZM2 256V255H0ZM34 256V255H33ZM151 256V255H150ZM153 256V255H152ZM223 256V257H221ZM253 256V257H252ZM258 256V258H257ZM262 256V258H260ZM167 257V256H166ZM165 257V258H166ZM173 257V256H172ZM224 257V258H225ZM233 258V257H231ZM230 258V259H231ZM35 259V258H34ZM42 259V260H43ZM172 259V258H171ZM182 259V260H183ZM219 259V260H220ZM246 259V260H247ZM27 260V259H26ZM32 260V259H31ZM165 260V259H164ZM178 260H181L178 258ZM177 260V261H178ZM222 261L226 262L225 259H221ZM233 260V259H232ZM241 261V259H239ZM30 261V260H29ZM34 261V260H33ZM145 261V262H144ZM231 262V260H229ZM24 262V261H23ZM32 262V261H31ZM36 262V261H35ZM34 262V263H35ZM176 262V261H175ZM175 262H173L175 264ZM229 262V263H230ZM251 262V264H252ZM179 264H181V262H178ZM177 263V264H178ZM222 263V262H221ZM228 263V262H226ZM243 263V261L241 262ZM33 264V262H32ZM153 264V263H151ZM160 264V263H159ZM166 264V263H164ZM170 264V263H169ZM172 264V262H171ZM200 264V263H197ZM223 264V263H222ZM225 264V263H224ZM250 264V263H249ZM264 264V263H262Z\"/></svg>",
	"mask_w": 264,
	"mask_h": 264
}]
</instances>
